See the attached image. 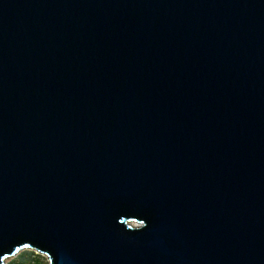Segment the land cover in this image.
I'll list each match as a JSON object with an SVG mask.
<instances>
[{
  "label": "water",
  "instance_id": "95a60500",
  "mask_svg": "<svg viewBox=\"0 0 264 264\" xmlns=\"http://www.w3.org/2000/svg\"><path fill=\"white\" fill-rule=\"evenodd\" d=\"M264 264V0H0V264Z\"/></svg>",
  "mask_w": 264,
  "mask_h": 264
},
{
  "label": "rangeland",
  "instance_id": "374dc122",
  "mask_svg": "<svg viewBox=\"0 0 264 264\" xmlns=\"http://www.w3.org/2000/svg\"><path fill=\"white\" fill-rule=\"evenodd\" d=\"M24 250L25 249L19 250L13 257L7 258L5 260V264L10 263L14 258H16L18 255H20ZM29 251H31V260H33L35 262L34 264H48L46 255L39 253V252H36L34 250H29Z\"/></svg>",
  "mask_w": 264,
  "mask_h": 264
},
{
  "label": "trees",
  "instance_id": "16d2710c",
  "mask_svg": "<svg viewBox=\"0 0 264 264\" xmlns=\"http://www.w3.org/2000/svg\"><path fill=\"white\" fill-rule=\"evenodd\" d=\"M35 262L31 260V251L24 250L20 255L14 258L8 264H34Z\"/></svg>",
  "mask_w": 264,
  "mask_h": 264
}]
</instances>
